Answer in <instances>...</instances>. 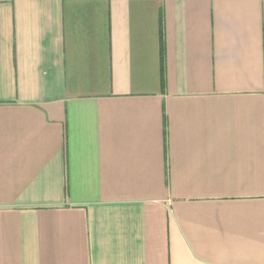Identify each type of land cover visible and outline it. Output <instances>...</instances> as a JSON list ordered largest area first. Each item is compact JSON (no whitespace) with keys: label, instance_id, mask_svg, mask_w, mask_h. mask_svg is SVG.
Returning a JSON list of instances; mask_svg holds the SVG:
<instances>
[{"label":"crops","instance_id":"obj_1","mask_svg":"<svg viewBox=\"0 0 264 264\" xmlns=\"http://www.w3.org/2000/svg\"><path fill=\"white\" fill-rule=\"evenodd\" d=\"M0 264H264V0H0Z\"/></svg>","mask_w":264,"mask_h":264}]
</instances>
